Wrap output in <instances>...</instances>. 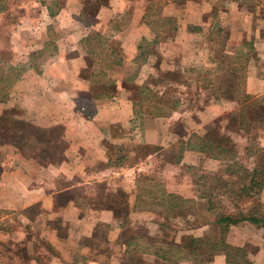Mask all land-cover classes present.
<instances>
[{"label": "crops", "instance_id": "obj_1", "mask_svg": "<svg viewBox=\"0 0 264 264\" xmlns=\"http://www.w3.org/2000/svg\"><path fill=\"white\" fill-rule=\"evenodd\" d=\"M77 1L67 0L55 17ZM191 2L200 9L185 14L187 20L172 36L150 34L140 23V13L129 28L132 34H124V29L108 35L121 48L123 62L117 68L121 70L127 60L136 70L130 81L114 78L117 89L111 96L91 99L95 104L91 117L79 104V98L91 92L90 80L81 76L87 65L82 43L87 34H24L17 24L19 30L10 36L11 65L22 68L31 59L32 64L0 99V118L9 128L20 121L47 130L48 138L53 128L61 127L65 147L53 149L55 139L44 144L34 137L28 138L26 152L15 143H0V264H195L201 257L187 252L185 239L209 235L210 222L187 227L177 217L172 223L153 200L174 193L211 214L205 199L199 198V176L185 170L202 167L205 155L188 141L191 135L205 136L218 117L239 107L233 97L207 90L213 87L208 78L212 74L233 71L234 61L241 58L245 93L264 94V33L258 27L264 23V0L256 9L251 0H231L226 15L234 20L223 50L231 58L225 65L214 54L216 34H200L204 32L200 28L187 31V24H205L211 11L203 1ZM8 13L0 9L1 18ZM163 13L181 15L173 6H166ZM47 18L48 23L53 20ZM143 38L150 47L140 62L138 45ZM44 55L37 63L30 58ZM142 84L157 97L170 86L182 92L171 111H139L135 86ZM222 126L220 131L241 142L236 147L248 157L246 133L230 130L228 122ZM257 134V144L264 149V130ZM45 146L54 160L30 154ZM175 148L179 159L166 158L165 152L170 155ZM231 228L240 231L236 236L244 235L235 241L228 238L237 245L253 241L255 235L244 231H260L249 222ZM260 239L263 245L259 242L258 250L249 255L252 264H264L262 235ZM201 264H225V256L214 255Z\"/></svg>", "mask_w": 264, "mask_h": 264}, {"label": "rangeland", "instance_id": "obj_2", "mask_svg": "<svg viewBox=\"0 0 264 264\" xmlns=\"http://www.w3.org/2000/svg\"><path fill=\"white\" fill-rule=\"evenodd\" d=\"M52 0H44L45 4H49ZM67 0H61L62 3H66ZM79 1L81 4H79ZM76 2V6L71 9H65L61 16L59 17H53V20L50 21L48 16V11L45 5H41V0H0V9L5 8L9 10V13L6 15L5 19L0 17V96L5 94L8 95V91L13 85V83L16 80H13L15 73L17 71L12 70L9 65L11 64L13 60V44H11V38L10 36L12 34L17 33V24L20 25V31L24 30V34H87L93 32H100L102 38H107L108 41L100 40L99 37H96L95 42H92L90 44L91 52H104L107 53L110 51V48L112 46L116 47L118 49V56L121 55V48L119 44L114 40L109 38V34H117L123 32V30L127 29L124 34H132V30L129 29L133 28V18L137 16V13L142 14L144 13L145 6L147 5V0H107L106 5H102L99 7L98 10L92 13L83 12L82 11V3L83 0H79ZM156 1V0H155ZM162 1V0H159ZM191 1H199V2H205L207 5L206 7L211 9L209 15H205V24L199 26L195 25L194 23L187 24V31L192 30L196 31V28L203 29L204 32L200 34H216L215 38V57L217 60H219L222 65H225L226 63L230 62L231 57H225L223 55V50L226 46V40L227 34H230L229 27L230 25H233L231 23L234 19H231L226 15V10L229 8V5L231 3V0H167V4L162 8V14L163 10L166 6H173L175 9L179 10L178 14L181 15H168L165 16H172L176 19V25L177 30L175 31H167L170 27L168 25H159V22H157L156 26L151 29V26L146 25L147 29H149L150 34H158L161 38L166 37L167 35L172 36L173 34H176V32L179 29V26L183 24L187 20V15H192V12H196L197 8L199 6H196ZM258 1L259 0H251L253 3V6L258 8ZM190 2V3H188ZM186 4L187 7H190L191 10L188 12L186 11ZM192 4L194 8L189 6ZM22 5V6H21ZM18 6H21L20 9ZM194 9V10H193ZM200 9V7H199ZM261 10V9H260ZM263 10V7H262ZM225 12V13H223ZM264 12V10H263ZM42 14V15H41ZM142 15L140 18V23H143ZM42 16V17H41ZM36 20H38V24H36ZM36 24V26H35ZM49 24V25H48ZM144 24V23H143ZM128 27V28H127ZM258 27L260 30H262V33H264V23H259ZM15 28H17L15 30ZM195 28V29H193ZM19 30V29H18ZM165 30V31H163ZM16 31V32H15ZM197 32V31H196ZM107 34V35H106ZM139 34V33H136ZM100 37V38H101ZM101 38V39H102ZM98 39V40H97ZM103 41V44L99 46V43ZM139 43L146 49H149L150 46H146V42L139 41ZM103 54V53H102ZM30 58H35V63L40 62L41 59L46 58V56H30ZM88 61H86V64L91 61V58H94L93 55H90L88 57ZM145 59V57H140L138 60L141 62ZM227 59V60H226ZM239 60L234 61L233 65V71H227L230 70L228 68L226 71L214 73L208 78H212V84L213 87L207 88V90H211L213 93L220 94L224 92L225 96L228 98L233 97L236 99L240 104L239 107L230 112L229 114L222 115L218 117V127H221L223 123L228 122V125L230 126L229 119L233 118L234 121H232L230 130L233 131H239V113L242 108L247 111V104L251 101H253V97L248 98L243 102V96H244V75L245 72L242 68L243 59L238 58ZM105 60V59H104ZM123 62V61H122ZM29 64H32V59L29 62L22 63L23 67H15L17 70H19L20 74L21 71H27ZM103 66L104 64H94L91 67L92 68H98L100 66ZM230 67V65H228ZM112 67L108 69V75H110L112 78H125L128 81H130V78L134 75V72L136 70V66H132L127 60L124 63V67L117 68L116 69ZM137 72V71H136ZM137 77V74H135ZM201 77H204L206 75H199ZM174 80H178L177 74L174 73ZM13 80V81H12ZM128 83V82H127ZM129 86V83H128ZM193 89V88H192ZM182 92V89L175 86L166 87L165 91L161 95V97H157L154 95L155 93L150 92L149 95L146 97L147 99H144V102L141 106L138 107V110L145 111L149 109V106H158L160 108V111L163 110L166 112L167 110L171 111L173 107H175V102L177 103L178 98V92ZM262 100V103L264 104V94L260 97ZM199 104H192V107L194 105H200ZM187 105V104H186ZM151 108V107H150ZM232 113V115H230ZM227 116V118H226ZM248 118H245L243 120L244 124L250 125L249 127V133H246L247 139V150L245 154L249 157H246L242 153H239L236 146L237 144H241V142H235L234 139L230 137L226 132L223 133L220 131L221 134H224L225 136L230 137V140L223 143L222 145L228 150V152L221 153L218 155V157H213L209 153H203L205 157L201 158L202 167H197V169L186 167V173L187 175H198V176H205L206 185L209 183L215 185L217 187L215 194L217 196L218 200V206H217V212L222 213H232L236 214L240 211L243 212V214L249 215H255V216H262L261 214H264V187L261 192H251L250 197L245 196L236 197L235 193L239 194L238 188L241 187V184L243 183V180L240 178L244 177V168H253L256 161L257 156L259 153V157L261 155L263 156V151L259 150L263 149L259 147L257 144L258 142V131L264 130V120H261L258 116L256 121L255 120H249ZM223 127V126H222ZM221 129V128H220ZM179 131H183V129L180 130V127L177 128ZM198 135H191L189 138V141L192 143L197 142L196 137ZM193 137H195L193 139ZM200 138H203L201 136H198ZM236 137V136H235ZM188 141V142H189ZM239 146V145H238ZM255 152L257 154H255ZM164 153V152H163ZM170 155H168V151L165 152L166 158L173 159V157L176 156L178 158V151L177 149H173L169 152ZM181 154V153H180ZM215 159L218 161L216 164L215 161L209 162V159ZM246 164V165H244ZM249 165V167L247 166ZM209 168H212V172L209 170ZM210 171V172H209ZM222 182H227L228 185H225L223 187ZM247 183V181L245 182ZM213 192V194H214ZM225 192V193H224ZM234 197V198H232ZM187 204L191 205V202H187ZM205 205V204H204ZM195 209V208H194ZM200 211L195 209V214H187L182 217L180 216V222L185 223L186 226H192L194 224L203 223L206 221L209 216L203 213V210L199 208ZM211 215V214H210ZM212 218V216H210ZM169 220L172 223L178 222L177 216H171ZM247 222V221H244ZM243 223V222H240ZM239 224V223H238ZM233 226V225H232ZM258 227V226H257ZM260 228V227H259ZM245 230V229H242ZM211 233L213 234L214 239L220 238L219 236H222L224 240L234 246H244L249 252H251L249 255L255 253L259 245H257L259 242L262 244L261 241V235L264 239V229L261 227L260 231H244L243 233H246L247 235H255L252 242L245 243L243 245H237V243L232 244L229 242V240H238L242 239L244 235L242 236H236V232L240 233V231L233 230L231 226L224 232L223 234H219V229H215L213 226L211 228ZM260 237V238H259ZM229 238V240H228ZM263 245V244H262Z\"/></svg>", "mask_w": 264, "mask_h": 264}, {"label": "trees", "instance_id": "obj_3", "mask_svg": "<svg viewBox=\"0 0 264 264\" xmlns=\"http://www.w3.org/2000/svg\"><path fill=\"white\" fill-rule=\"evenodd\" d=\"M167 3V0H147V5L145 6L141 21H144L143 23L151 26V29H153L156 26L157 22H159V25L161 26L168 25L170 27L167 31L177 30L176 19L172 16H165L162 14V8ZM41 4L46 6L48 15L50 17H54L62 9L64 3H62L61 0H52L49 4H45L44 0H41ZM106 4L107 0H83L82 11L92 13L98 10L100 6ZM91 34L92 33H88V35L82 39V43L87 50L86 61H88V57L90 55H93L94 58H91L89 64L87 63L86 67L81 71V76L88 78L91 82V92H87V94L85 95H88L89 97L82 96L79 98V104L84 107V112L87 117H91L95 112V104L91 101L92 98L111 96L113 93H115L117 89L115 80L107 73L108 69L112 67H118L123 61L122 55L118 56V49H116V47L114 46L110 48L108 54L101 51L91 52V49L93 48H91L90 44L92 42H95L96 37H99L100 40L108 41L107 38H102L100 32L98 31L93 32V34H95L94 36ZM103 41L99 43V46L103 44ZM141 41L146 42V46L149 45V43L144 38ZM138 48L141 50V54L139 55V57H143L148 53V50L144 48L140 43L138 45ZM102 63L104 65H101L98 68L91 67L94 64L100 65ZM9 67L12 70L17 71L13 78V80H17L20 76L19 70H17V68L12 66L11 64L9 65ZM135 90L139 94V97L141 99V103H139V106H142L144 99H147L146 97L152 91L145 84L135 86ZM223 95H225L224 92ZM6 96L7 95L3 94L0 96V99H4ZM251 97H253L254 100L247 104V111L242 108L239 113L240 122L238 128L242 129L247 134L249 133L250 125L244 124L243 120L245 118H248L249 120L253 119L256 121L258 116L261 120H264V104L260 99L261 96L255 97L244 92L243 102ZM150 107L158 110L156 112L159 113L160 109L158 108V106H149V108ZM230 115H232V113ZM218 119L219 118L214 121V126L209 128L207 134L203 136V138L195 136L197 142L192 143L191 141H189L188 145L198 148L199 152H205L207 154L209 153V155L211 154L216 158L221 153L228 152V150L231 151V148L226 149L222 145L223 143L229 141L230 137L220 133V127H218L217 124ZM232 121H234L233 118L229 119V123H232ZM46 132L47 130L45 131L43 129L34 127L29 123L20 121L16 122L15 125L9 128L6 125L3 116L0 118V138H5V140H1L0 143H15V145L21 148L23 152H26L25 145L26 143L28 144V138L30 137H34L37 142H42L44 144L48 143L50 139H52V143L53 139H55L56 141L52 143L53 145L51 144L53 149L60 148L61 145L62 148L65 147L64 141H62L61 127L56 126L55 128H53L51 130V134L53 135L49 136V138L46 135ZM195 137H193V139ZM259 150L263 151V156L261 155V157H259L258 153V159L254 167L251 169L244 168L245 175L244 177L240 178L241 180H243V183L241 184V187L237 189L239 191V194L235 193L236 197H243L245 196L244 193L248 195L247 197H250L251 192H261L264 187V149L259 148ZM49 151L50 150L48 149V147L45 146L40 148V150L36 152V154L33 151H31L30 154L38 156L39 158L44 160H54L52 158L54 156L50 154ZM255 154L257 153L255 152ZM205 179H207L205 176H199L196 181L197 190L200 196L199 198L205 199V206L211 212V215L206 214L207 216H209L206 221L210 222L211 227L213 226L215 229L218 228L219 234H223L224 232H226V230L230 226L237 225L238 223L244 221L253 223L258 227H262L264 229V214H261L262 216H255L256 214L247 216V214H243L242 211L236 214L217 212L218 200L214 192L216 191L217 187L209 182L207 186H205ZM246 181L247 183H245ZM220 184H222L223 187H225V185H228L227 182H222ZM153 202L159 204L160 208H163V211L166 212L165 215L167 216V218H170L171 216H181L182 218H184V216H186L187 214H195V202L193 200H184L174 193H170L168 197L165 196L164 198L159 200L154 199ZM187 202H191V205L187 204ZM210 216H212V218H210ZM211 232L205 237H186L184 245L185 247H187V252L195 255L194 257L201 256L200 258L196 259L197 261L195 262V264H201L206 259H210L214 255L218 254L225 256V264H252L249 259V254L251 252H249L244 246L231 245L227 243L224 238H222V236H219L220 238L216 240L212 238L214 236Z\"/></svg>", "mask_w": 264, "mask_h": 264}]
</instances>
